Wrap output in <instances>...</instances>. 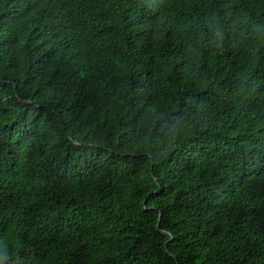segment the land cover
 <instances>
[{
	"label": "trees",
	"instance_id": "1",
	"mask_svg": "<svg viewBox=\"0 0 264 264\" xmlns=\"http://www.w3.org/2000/svg\"><path fill=\"white\" fill-rule=\"evenodd\" d=\"M0 264H264V0H0Z\"/></svg>",
	"mask_w": 264,
	"mask_h": 264
},
{
	"label": "water",
	"instance_id": "2",
	"mask_svg": "<svg viewBox=\"0 0 264 264\" xmlns=\"http://www.w3.org/2000/svg\"><path fill=\"white\" fill-rule=\"evenodd\" d=\"M157 227H158V225H157ZM164 234H167V235H169L167 232H165V231H162Z\"/></svg>",
	"mask_w": 264,
	"mask_h": 264
}]
</instances>
